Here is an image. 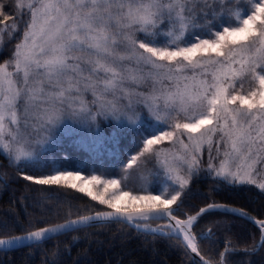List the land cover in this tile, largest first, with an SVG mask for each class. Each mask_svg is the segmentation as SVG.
<instances>
[{
  "label": "snow or ice",
  "instance_id": "6c2138e0",
  "mask_svg": "<svg viewBox=\"0 0 264 264\" xmlns=\"http://www.w3.org/2000/svg\"><path fill=\"white\" fill-rule=\"evenodd\" d=\"M225 3L16 0L18 9H27L20 16L28 15V20L11 57L0 62V154L10 163L14 160L17 165L24 163L48 173L30 175L27 180L70 187L111 211L39 228L25 237L0 239V245L40 241L102 218L131 223L139 217L158 216L175 220L174 226L169 225L173 234L178 237L184 232L187 247L196 253L191 226L213 205L186 221L173 216L176 209L170 206L179 207L177 201L189 178L202 171L205 144L209 175L229 184H256L264 190V178L258 182L256 169L264 161V0H249L250 9L244 14L225 9ZM201 4L205 7L197 11ZM216 4L221 5L219 13ZM209 8L211 11L206 10ZM225 11L231 15L221 23L218 17ZM0 17L2 54V33L7 31L14 38L20 25L2 10ZM126 82L150 83V87L138 91L126 88ZM89 91L95 111L84 99ZM121 99L127 103H120ZM140 105L157 126L152 132L137 133L143 146L131 156L128 166L155 155L164 183L179 182L180 190L170 198L146 189L141 191L147 194L135 189L121 191L124 182L102 179L104 173L86 176L81 174L83 169L62 170L44 164L45 153L67 122L88 129L83 146L94 152L103 140L97 119H111L118 126L124 121L136 125L141 120ZM22 125L31 132L22 131ZM185 134L187 143L181 138ZM165 141L173 147H162ZM221 155L216 166L214 161ZM184 171L188 178L181 175ZM259 223L264 235V221Z\"/></svg>",
  "mask_w": 264,
  "mask_h": 264
},
{
  "label": "trees",
  "instance_id": "16d2710c",
  "mask_svg": "<svg viewBox=\"0 0 264 264\" xmlns=\"http://www.w3.org/2000/svg\"><path fill=\"white\" fill-rule=\"evenodd\" d=\"M204 7L198 5L197 11ZM214 7L217 13L221 11V5L216 4ZM224 7L236 11L248 8L249 2L226 0ZM0 10L20 25L14 38L10 39L7 31L2 33L3 52L0 54V62H3L11 57L15 45L21 39L28 15L20 16V12H27V9H18L16 0H0ZM206 10L211 11L210 8ZM230 15L225 11L218 18L223 23ZM12 22L10 20L8 23ZM138 129L141 132L142 128ZM140 140L138 134L133 135L132 131L122 133L117 142L121 147L120 157L111 156L103 164L94 162L91 166L89 161H93L89 156V160L80 169L89 172L92 168L107 177L118 176L131 190L139 189L136 188V179L141 175L142 179L150 180L149 189L156 191L161 175H157L153 155L138 159L129 168L123 166L130 154L138 152L137 143L140 144ZM82 155L78 154L79 161H84ZM52 163L47 162V166L50 167ZM71 167L79 168L77 163ZM45 173L23 163H10L9 159L0 154V238L108 209L70 187L39 185L26 179L30 175ZM180 199L175 214L181 218L209 203H224L240 208L251 217L264 220V192L252 184H227L205 172L191 178ZM164 222L163 219H151L144 224L159 225ZM207 229H210V236L201 238L199 234ZM193 231L198 251L213 264H264V241L256 250L259 227L244 218L222 211H209L197 219ZM0 264L200 263L193 259L176 236L145 233L123 222H110L78 228L39 244L0 251Z\"/></svg>",
  "mask_w": 264,
  "mask_h": 264
},
{
  "label": "rangeland",
  "instance_id": "374dc122",
  "mask_svg": "<svg viewBox=\"0 0 264 264\" xmlns=\"http://www.w3.org/2000/svg\"><path fill=\"white\" fill-rule=\"evenodd\" d=\"M249 2V0H247ZM250 9V4L248 8H244V9H240V10H236L239 11L241 14L247 13ZM235 19V17H233ZM137 35H142L141 33H137ZM22 38V37H21ZM157 39L159 40H164L165 37L164 36H158ZM127 63V62H126ZM132 67H134V65H131ZM103 75V74H101ZM126 88H136L138 91H147L148 88L150 87V83L148 84H141V85H135V84H131L126 82L124 85ZM247 86V85H245ZM73 95H76V93H73ZM109 98L111 99V94H109ZM84 99L88 102L89 106L92 108L93 111H95V106L92 105V100H93V96L92 93L86 92L84 93ZM122 104H126L127 101L124 99H121L119 101ZM23 103V101L21 100V104ZM67 106V105H65ZM138 109H142V115H141V120L136 124V125H129L126 121L122 122L120 126L117 125L116 121H113L111 119L108 120H104L103 118H98L97 119V123L99 124V128L100 131L102 133V144L101 147L97 150V151H88L86 150V148L83 146V141L84 139L88 136V129L87 128H83L77 124H74L73 122L69 121L67 122L66 127L62 128L58 133H57V139L56 141L53 143V145L50 146V149L47 153H45L44 156V164L47 165L48 163H52V165L50 167H57L60 168L62 170H78L80 169L81 166H83V163L78 160V154H85V161H88V156H90L91 161H89L93 166L94 162H98L100 164H103L104 160L114 156L115 158L120 157L121 155V151H120V145L117 144L119 136L122 133H125L127 131H132L133 135L137 134L138 132V128H142V130H140L141 132H152L153 128L156 127L157 125L155 124V122L148 117L147 115V110L143 109V106L140 105L138 106ZM145 127L146 129L143 130ZM22 131H28L31 132V128L29 127L28 129H24L23 125H22ZM146 133V132H145ZM146 138V137H145ZM182 139L185 140V142L187 143V134H185L184 136L181 137ZM142 139L140 140V144H139V150L137 153H132L130 154L126 161L124 162L123 166L124 168H129L128 166V160L131 158V156L133 155H137L140 152V148L142 147ZM162 147L164 148H172L173 145L170 144L169 142L165 141L163 142ZM176 150L179 151L180 150V146L177 143L175 145ZM223 151V149H222ZM212 155L215 156L216 155V151H215V147H213L212 150ZM154 158V166H156V171L160 173L161 178H160V182H159V187L156 191H152L151 190V194L153 195H161L162 198H170L171 195L175 194V191L180 190L179 188V182L177 181L174 185L172 184L171 181H168L167 183H164L163 181V173L162 170L160 169L156 157L155 155H153ZM223 159V156L221 155V157L219 159H217L216 161H214V164L216 166H219L220 160ZM202 164H201V169L202 171L198 174L200 175L202 172H205L208 174L207 172V165L209 163V158H208V146L205 144L203 146L202 149ZM12 163L17 164L14 160L12 161ZM74 163H78L77 165L79 166V168L75 169V168H71V166ZM21 164V163H20ZM24 164V163H23ZM85 164V163H84ZM30 166V165H28ZM33 167V166H32ZM36 169V167H34ZM257 172L259 174L258 176V182L259 179L264 178V161L258 162L257 166H256ZM45 174H48L47 172ZM82 175H101L102 173L97 172V170L91 169L89 172H84V170L81 172ZM181 175H183L185 178H188L187 176V172L184 171L181 173ZM198 175H193L191 178H193L194 176H198ZM209 175V174H208ZM211 177L217 178L214 175H209ZM102 179H119L120 178L118 176H106V175H101ZM191 178H189V183ZM217 179H221L222 178H217ZM151 182L150 180H144L141 178V175H139L136 179V188H139L137 190H142V189H146V190H150V185ZM229 184V183H227ZM230 185H237V184H230ZM254 186H256L260 191L264 192V190L260 189L258 187V185L256 184H252ZM102 188V186H101ZM121 191H132L130 189V187H127V185L124 183L123 186L120 189ZM136 190V191H137ZM111 191V188H110ZM138 194H147L146 191H137ZM150 220V219H148ZM147 220V221H148ZM167 221L164 223H160L159 225H150V224H143L146 228L148 229H163L167 227Z\"/></svg>",
  "mask_w": 264,
  "mask_h": 264
},
{
  "label": "water",
  "instance_id": "95a60500",
  "mask_svg": "<svg viewBox=\"0 0 264 264\" xmlns=\"http://www.w3.org/2000/svg\"><path fill=\"white\" fill-rule=\"evenodd\" d=\"M177 204L179 205L180 204V201L177 202ZM209 205H213L212 208H209L208 211H212V210H220V211H224V212H227V213H230V214H233V215H236V216H239V217H243L244 219L250 221L252 224L256 225V226H261V235H260V238H259V241L257 243V248L261 245L263 239H264V235H262V225L259 223L261 221H264V220H259V219H256V218H253V217H250L248 215H242L241 213L242 210L238 207H235V206H232V205H228V204H223V203H217V204H208L206 206H203L202 208H207ZM172 208H175L177 209V206L174 205V206H170ZM201 209V208H200ZM200 209L195 212L194 214L190 215V216H196L197 213H199ZM233 210H236V211H233ZM107 211H111V209H107V210H102V211H96V212H93V213H90V214H86L88 216H95V214L97 212H107ZM173 216H175L173 213H172ZM202 215V214H201ZM200 215V216H201ZM79 217V216H78ZM78 217H75V218H71V219H68V220H75V219H78ZM176 217V216H175ZM189 217V216H188ZM184 218V219H180L178 217H176L177 219L179 220H184L186 221L187 218ZM152 218H158V216H153ZM150 218H144V217H139L137 218L134 222H128L126 219L121 221V220H116V219H112V220H105V219H100V220H93L92 222H90L87 226H80V227H75L73 229H70V230H66L64 231L62 234L64 233H67V232H70V231H73L75 229H78V228H83V227H89V226H94V225H99V224H104V223H110V222H123L133 228H135L136 230L138 231H141V232H148V233H157V232H154L153 230L155 229H148L140 224H138V222H143V221H146ZM166 219L168 222H169V225H175L176 221L175 220H171L170 217L168 218H164ZM67 220L65 221H62V222H59V223H64L66 222ZM196 221L193 222V225L195 224ZM55 224H58V223H55ZM55 224H51V225H48V226H44V227H50L52 225H55ZM193 225L191 226V229H190V235L192 237H194V233H193V230H192V227ZM44 227H40V228H44ZM39 229V228H38ZM37 230V229H35ZM35 230H32V231H35ZM30 232V231H28ZM28 232H25V233H22V234H17V235H13V236H9V237H3V238H0V239H11L12 237H16V236H21V237H25L27 235ZM160 232L164 233L162 235H175L173 234L172 232V228L169 227L168 229H161ZM62 234H56V235H51L50 238H53V237H56V236H59V235H62ZM160 234V233H158ZM208 234V231H206L203 235H207ZM177 236V235H175ZM202 236V235H201ZM182 242V244L185 246V248L189 251V253L191 254V256L197 260L198 262H200L201 264H205V262H207V264H212L211 262H209L207 259H205L197 250L196 253L192 252L191 248L187 247V242L184 240V232H180L179 233V236H178ZM50 238H42L40 241H28V240H21V241H18L16 242L15 246H12V247H8V246H5V245H0V251H10V250H14V249H19V248H23V247H27V246H31V245H35V244H39L45 240H48Z\"/></svg>",
  "mask_w": 264,
  "mask_h": 264
}]
</instances>
